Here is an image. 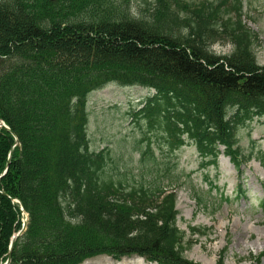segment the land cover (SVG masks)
Masks as SVG:
<instances>
[{
	"label": "trees",
	"instance_id": "1",
	"mask_svg": "<svg viewBox=\"0 0 264 264\" xmlns=\"http://www.w3.org/2000/svg\"><path fill=\"white\" fill-rule=\"evenodd\" d=\"M247 1L153 0L145 19L130 0H0V123L9 128L0 127V264L10 254V264H199L186 253L211 231L190 228L187 238L178 228L181 184L109 175L111 151L90 145L89 97L109 85L149 90L129 113L144 162L158 166L155 144L172 155L191 143L202 167L217 168L223 154L241 169L252 156L238 130L264 118ZM219 42L232 52L217 54ZM203 196L194 200L208 209Z\"/></svg>",
	"mask_w": 264,
	"mask_h": 264
},
{
	"label": "rangeland",
	"instance_id": "2",
	"mask_svg": "<svg viewBox=\"0 0 264 264\" xmlns=\"http://www.w3.org/2000/svg\"><path fill=\"white\" fill-rule=\"evenodd\" d=\"M204 3L212 0H186ZM134 16L149 19L155 8L153 0H130ZM245 22L259 35L256 56L264 64V0H248L245 4ZM217 54L232 52L230 45L219 42L212 47ZM153 93V92H152ZM149 90L141 87L109 85L89 97L88 133L93 151L108 148L113 162L108 174L125 179L130 185L157 184L176 188L177 226L190 237V228H208L206 237H195L196 243L186 257L199 264H216L225 252L224 264H264V118L255 119L250 125L238 130L239 146L252 159L237 169L228 157L219 158L217 168L202 167L196 147L187 144L175 154L160 153L154 145L158 166L142 161L141 146L136 145L141 131L129 117L130 109L141 102ZM169 172H165V168ZM111 167H114L111 171ZM210 182L217 189H211ZM246 190L240 195V187ZM169 188V187H168ZM195 192L204 195L208 209L194 201ZM224 195L228 200H222ZM263 254V255H262ZM262 255L260 263L256 259ZM136 260L138 257L124 260ZM142 259V258H141ZM143 260V259H142ZM141 261V260H139ZM144 264H151L146 262ZM83 264H117L108 256H99Z\"/></svg>",
	"mask_w": 264,
	"mask_h": 264
},
{
	"label": "bare ground",
	"instance_id": "3",
	"mask_svg": "<svg viewBox=\"0 0 264 264\" xmlns=\"http://www.w3.org/2000/svg\"><path fill=\"white\" fill-rule=\"evenodd\" d=\"M139 260H141V261H139ZM117 264H144V261L141 258H139V259H136V260H132V259L123 260L121 262H117Z\"/></svg>",
	"mask_w": 264,
	"mask_h": 264
},
{
	"label": "water",
	"instance_id": "4",
	"mask_svg": "<svg viewBox=\"0 0 264 264\" xmlns=\"http://www.w3.org/2000/svg\"><path fill=\"white\" fill-rule=\"evenodd\" d=\"M26 227H27V223L25 222V225H24V228H23L22 232L20 234H18L16 237L13 238L12 244H11V249L13 248V245H14V242H15L16 238L23 234V232L25 231ZM10 262H11V254H10L9 259H8L6 264H10Z\"/></svg>",
	"mask_w": 264,
	"mask_h": 264
}]
</instances>
